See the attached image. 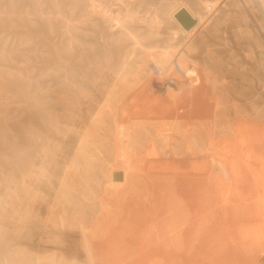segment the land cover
<instances>
[{
  "label": "rangeland",
  "instance_id": "1",
  "mask_svg": "<svg viewBox=\"0 0 264 264\" xmlns=\"http://www.w3.org/2000/svg\"><path fill=\"white\" fill-rule=\"evenodd\" d=\"M26 130L45 134L44 174L27 191L0 166V264H264V177L240 246L231 159L262 142L264 166V0H0L1 157ZM153 149L191 185L177 215L152 195ZM228 174L224 207L196 181Z\"/></svg>",
  "mask_w": 264,
  "mask_h": 264
},
{
  "label": "bare ground",
  "instance_id": "2",
  "mask_svg": "<svg viewBox=\"0 0 264 264\" xmlns=\"http://www.w3.org/2000/svg\"><path fill=\"white\" fill-rule=\"evenodd\" d=\"M188 12L190 13L189 10ZM27 130L26 132L24 131V134H22L23 132L14 134L11 140L7 141L6 145H7L9 153L7 157L5 158L3 156L2 157L0 156V166L7 165L10 167V174H11L12 180H15L17 173H21L22 181H23V184L25 185L24 190L29 191V189L27 188L26 182L32 180L33 174L36 171L37 173L39 172L38 178L39 176L42 177V175L44 174V170H41L42 166L38 165V163L36 164V158L37 160L39 159V161L42 162L41 160H42L44 151L46 149L45 147L46 137L42 130H40L39 132L34 131V133L27 132ZM262 145H263L262 142L258 143L257 145L246 144L244 146L243 153L240 151H234L231 155V159H233V161L235 162L241 174V180H242L241 187L243 188V191L247 193L246 199H244L245 196L239 199L237 203V208H236V224H235V229H234V235L236 236L237 243L240 246H246L250 243L255 244V242L253 241L255 238L253 237L256 235V229H258L259 227L258 223L259 225L262 223L261 217L259 214V208H260L259 203L254 201V199L252 198L253 196L252 193L255 192L259 184L263 182V177H264V166L260 163L259 158H258V153L261 151ZM147 153L148 152H146L145 155L141 157L143 158V160L146 161L148 159L147 157L152 155L153 156L152 161L154 160V162H158L159 164V165L158 164L155 165V168L159 172V174L156 172L158 174L157 176L158 181H157V185L152 189V192H153L152 195L155 197V199L158 200V203H163L164 205H167L169 212L177 215L180 209L182 208V206L184 207V204H185L184 196L186 195L188 191L191 190V185L188 179L183 174H180V175L176 174L177 169L175 167L170 166L168 162H166V160L163 158V155H159V153L156 154V151L154 149L152 151H149L148 155ZM137 158H140V157H137ZM143 160H139L142 162L140 164L142 165L141 167L148 166V165L145 166V162H143ZM139 163L137 164L139 165ZM149 163L151 165L154 164L153 162H150V160L148 161V164ZM55 170H56V173H55L56 174L55 178H56L58 177V167L57 166ZM191 174L194 175V172L191 171ZM230 174H235V172L230 171ZM224 177L227 178L229 181L225 182L221 177L218 176V177L208 178L201 182L200 181H196V182L200 183L203 186L204 190H211L215 194H218L222 198L221 205L224 207H229L231 205L232 186L230 183L229 174L224 175ZM216 180L220 182L222 181L223 183H226V184L213 186L212 182ZM49 182H51V180ZM38 183L40 184V186H38V188L40 187L38 191L42 192L41 189L43 190L46 184L41 178L39 179ZM116 188L114 187L113 189H116ZM166 188L167 190L164 191V189ZM144 190H146V188ZM146 191L141 192V194L145 195ZM161 195L163 196V198L160 197ZM153 196L148 194V196H143V197L152 199ZM146 206L148 207L150 205H146ZM262 214L264 215V212ZM257 217H259V219H257ZM212 246L210 247L212 248ZM215 246H216L215 249H217L220 246V244L216 242ZM259 248H261V245H256L255 247L250 248L246 252H243V253H247L248 251H251V253H253L255 249H259ZM199 251L200 250H197L195 254L197 255ZM225 251H227L228 253L231 252L232 246L227 245L225 248ZM184 257L186 256L179 255V253H177L175 254V258L173 259V262H180L182 261V259H184ZM186 260L187 259H185V261Z\"/></svg>",
  "mask_w": 264,
  "mask_h": 264
},
{
  "label": "water",
  "instance_id": "3",
  "mask_svg": "<svg viewBox=\"0 0 264 264\" xmlns=\"http://www.w3.org/2000/svg\"><path fill=\"white\" fill-rule=\"evenodd\" d=\"M174 17L186 31H190L197 25V20L184 7L179 9Z\"/></svg>",
  "mask_w": 264,
  "mask_h": 264
}]
</instances>
